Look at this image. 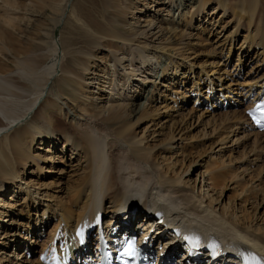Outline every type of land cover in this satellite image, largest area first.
Instances as JSON below:
<instances>
[{
  "label": "bare ground",
  "instance_id": "6f19581e",
  "mask_svg": "<svg viewBox=\"0 0 264 264\" xmlns=\"http://www.w3.org/2000/svg\"><path fill=\"white\" fill-rule=\"evenodd\" d=\"M212 1H216L219 9L223 12V17L230 11L237 16L235 20L237 31L241 28L246 29L245 42L239 49L236 63H241L239 55L242 50L246 49L247 51L248 49L249 54L256 50L255 56H250L249 59L256 61L255 66L260 72V68L264 66V3L262 4L259 0H236L234 2L236 4L233 6L228 0H198V8L202 9ZM88 2L89 6H80L79 13L75 14L77 21L70 28L69 36H73V38L78 35L86 36V38L92 39L90 43L93 45L98 43L97 40L107 46L114 45L115 39L119 36L114 29L110 28L111 26L109 27L110 24L101 23L94 14L96 13L95 8L99 6V0H88ZM13 3L11 5L14 8L10 5L9 0H2L0 9L4 8L10 13L17 14L18 8ZM196 3V0H184V3L180 1L179 8L185 9L187 4L195 5ZM10 18L15 19L14 16ZM10 21L5 20V25L8 28H13V22ZM189 22L186 25L190 24ZM12 36V34L9 35L11 41H13ZM119 39L121 40V38ZM6 47V49L0 50V54L6 56L2 51L10 52L8 55L12 58L17 69L10 71L6 69L7 61H0V208H2L0 209V264H44L41 261V256H45L47 253L49 260L45 264H63L65 260L75 262L76 255L85 252V245L90 242V240L86 241V236L93 230L104 228L111 235L123 228L127 230L123 222L132 223L133 218L140 219V223H143L141 224L143 231L140 234L143 238L149 237L150 243L153 245L159 242L156 249H160V245H163L159 254L178 253V249L171 248L172 243L181 241L185 234H192L210 239L211 242L223 243L225 251L222 261L229 264L241 263L240 255L244 256V254H250L264 262V197L260 194V198H258L261 187L259 186V188L254 184L255 182H252L253 184L245 185L243 189H240L239 182L246 176L250 177V169L246 166L245 168L236 167V170L232 169L233 171L227 169V166H231V164L234 167V158L231 155L235 150L233 147L237 148L241 139V137L237 138L233 144H231L233 141L231 140L229 145L230 134L235 135L238 131L244 130L245 141L253 136L255 137L254 146L263 150L260 148L264 146V134L256 132L249 121L244 119L246 118L245 111L253 105L245 107L244 115L238 111L227 110V113L213 116L215 127L213 132H217L218 128L220 129L223 125L227 132L225 135L223 134L225 137L220 140V147H222L210 157V161L207 162L208 166H205L204 171H201L202 166H199L200 172L196 174V178H193L191 172L199 164L197 159L201 155L200 152L187 154L180 151L184 149V143L187 140L190 141L185 136L186 128L181 127V123L178 127L174 124L173 127H168L164 124L165 122L162 123L161 112L157 110L156 114H150V110L149 113L146 112L147 108L141 110V104L139 110H133L136 113L135 121H130L128 118L127 120L121 119L116 126L110 125L106 121L95 120L93 122V116L85 112V114L77 113L67 103L61 102L62 99L59 95L50 101L46 100V104L44 98L50 92L52 93L54 87L58 56L57 43L53 42L52 53L55 60L49 67H44L41 64L42 61H39L34 53L13 45ZM132 53L137 58H141V60L139 59L140 63L151 64L150 59H144L142 49ZM189 58L190 56L182 60V64H179L177 68L169 69L172 71V77L179 78L181 76L178 75L181 66L186 67L188 74L191 72L193 74L195 63H189ZM165 70L167 69L165 68ZM201 71L203 72V70ZM167 76L169 77V72H166L164 78ZM190 76L193 77V75ZM238 76H240L239 73ZM261 77L263 79L258 84L249 88L247 94L244 95V100H249L250 94L255 92V87L260 89L253 97H258L262 93L264 74ZM182 78L187 80L188 76ZM207 80L210 81L211 94L206 96V100L213 101L211 102L213 108L216 103L221 101L223 103L225 98L236 101V103L239 101L235 98L238 91L231 92V88H227L221 83V85L215 83L208 76ZM214 86L218 87L216 91ZM225 91L226 94H224ZM197 92L200 95V92ZM186 98L187 95L184 94V102ZM57 106L59 108L61 106L66 118L71 120V125L64 123L63 118L55 114L52 118L53 123L47 121L45 113L48 108ZM118 107L113 110L116 116L119 112L124 111ZM137 111L139 112L137 113ZM183 115V121L190 117V121L184 125L193 124V114ZM90 120L92 124L86 125L85 122H90ZM148 120L150 123L144 128L143 126L147 124ZM211 120L208 123H211ZM240 120L242 121L241 128L237 124ZM83 122L87 127L86 131L83 129ZM225 127L223 126L224 130ZM151 128L154 129L151 131ZM208 132L204 134L206 137L212 135ZM63 142L65 149L71 148L78 155L86 154L88 168L86 174L77 179L74 184V191L77 194L69 203L71 210L67 211L69 209L60 207L63 233L55 238L52 237L53 232L46 236L42 229V232H36L35 225L32 227L33 220L28 225H26L27 223L23 224L20 221L23 219L21 213L26 209L28 216H31L29 206L18 207L21 206L19 202L23 200L22 204H27L30 201L37 208L40 204V197L43 195L32 186L29 187L24 181L27 174H36L35 171L28 173L29 162L36 165L38 172L44 170L40 164L41 161L50 164L59 162L62 158L59 153H65V149L59 150V145ZM176 142H180L178 146H175ZM33 146H38V151L45 150L47 154L41 157L40 154L33 153ZM189 146L191 145L189 144ZM172 148L177 151L172 152ZM190 149L192 150V148ZM191 150L188 151L191 152ZM256 150L254 149V152ZM169 152L172 153L168 155ZM252 152L253 149L248 154ZM226 154H229L227 160L225 159ZM246 156L247 154L244 153L235 161L239 159L243 161ZM238 164H240L239 161ZM209 167L211 168L209 169ZM228 183L233 184V190L239 194L237 202L230 201V199L225 202V198L222 197ZM24 185L27 186L24 187ZM85 192H87L86 197H81ZM8 195H11L10 202H14V204L5 200ZM43 199L42 197L41 200ZM45 206L46 209L51 208L48 205ZM74 207H80L76 217ZM152 211L154 212L153 216L146 220ZM158 213L161 216H157ZM163 213L165 215H162ZM45 214L46 210L44 216ZM103 218L106 219L103 221ZM161 218L163 221L167 218L166 223L168 224L164 223L153 232L151 228L154 222ZM42 222L45 225L48 223L40 220V223ZM55 239L60 242L59 246L55 247ZM21 241L24 242L21 243ZM50 241L53 242L51 250L45 251V253L40 252L39 260L28 261V252L34 254L35 248H45ZM13 248L14 250L9 252ZM7 249L10 250L7 251ZM237 253L238 258L235 256Z\"/></svg>",
  "mask_w": 264,
  "mask_h": 264
},
{
  "label": "rangeland",
  "instance_id": "374dc122",
  "mask_svg": "<svg viewBox=\"0 0 264 264\" xmlns=\"http://www.w3.org/2000/svg\"><path fill=\"white\" fill-rule=\"evenodd\" d=\"M180 1L184 3V0H99V6L95 8L96 13L94 14H96L101 23L110 24L109 27L111 26L110 28L114 29L119 38H121V40L119 38L115 39L114 45L107 46L100 43L101 41L99 40H97V44L93 45L90 43L92 39L86 38V36L78 35L74 38L69 36L70 28L77 21L75 14L79 13L80 6L90 5L88 0H9L10 5L15 2L13 5L18 8V13L14 14L11 12V14L7 9H0V50L6 49L8 45L23 48L27 52L37 55V59L42 61L41 64L44 67H49L55 60L52 53L53 42L57 43L58 56L54 87L52 93L50 92L44 98L46 104V100L50 101L53 97L57 98L59 95L62 99L61 102L67 103L77 113L82 114L85 112L93 116V122L95 120L106 121L113 126L118 125L121 119L127 120L128 118L130 121H135L136 113L133 110L140 108L141 104V110L142 108L143 110L147 108L146 112L150 110V114H156L157 110L161 112L162 123L165 122L164 124L168 127H173L174 125L178 127L181 123L182 125L180 126L186 128L185 136L190 141L187 140L188 142L184 143V149L180 151L187 154L200 152L201 155L197 159L199 164L191 172V177L196 178V174L200 172L198 167L202 166L201 171H204L203 169L208 166L207 162L210 161V157L222 147H220V140L225 137L224 135L227 132L225 125H223L225 130L223 126L220 127L225 132L223 130L222 132L219 128L217 132H213L215 128L213 116H220L223 113H227V110L238 111L241 115H244L243 110L245 109L243 106L248 103L251 97L258 93L256 91L260 88L255 87V92L250 94L249 100H244V95L247 94L251 86L258 84L263 79L261 76L264 74V66L260 68V72L257 70L256 61L249 59L250 56H255L256 50L254 52L251 50L253 53L249 54L248 49L247 51L246 49L241 51L239 55L241 63H236L239 49L245 42L246 29L241 28V30L237 31L235 28L237 16L232 11L223 17V12L219 9L216 1L210 2L202 9L198 8V0H196L197 3L195 5L187 4L185 9L179 8ZM262 1L259 0L263 4L264 2ZM1 2L2 0H0ZM228 2L233 6L236 4L234 3L236 0H228ZM11 16H14L15 19H11ZM7 17H9V21L13 22V28H8L5 25L4 21H8ZM187 22L190 24L186 25ZM11 34L13 35V41L9 39ZM139 49L144 51V59H150L151 64H143L142 62L141 64V58H137L132 53ZM2 52L6 56L0 54V61H7L6 69L10 71L17 69L12 58L8 55L10 52ZM131 53L133 56H131ZM35 55L34 57L36 58ZM187 56H190L188 59L189 63H195L193 74L192 72L188 74L186 67L181 66L178 74L181 76L179 78L172 77V71L170 70L182 64V60L188 58ZM166 72H169V77L164 78ZM238 73L240 76H238ZM182 75L188 76V79H183ZM190 75H193V77ZM207 76L215 83H221L225 87L231 88V92L238 91L239 93L235 94V97L239 100L237 103L228 98H225L223 103L222 101L219 102L222 110H224L222 108L223 105L227 103H231L232 107L234 104H238L239 107H236V109H230L229 107L227 110L220 111L219 103H216L214 109L217 110L214 111L205 106L204 100H206V97L200 99L204 104L201 105V101L197 99L198 92H195V90L202 91L203 96H206L210 83L207 80ZM195 84L198 85L196 86ZM215 88L217 89L218 87L215 86ZM226 93L225 91L224 94ZM184 94L187 95L185 102L183 99ZM116 107L124 109L125 112H119L117 116L114 115L113 110ZM188 113L194 116L193 124L184 125V123L190 121V117L183 121V114L186 115ZM54 114L63 118L64 123L67 125H71V120L66 118L61 106L60 108L59 106L48 108L45 113V118L48 122L53 123ZM218 116L217 119L219 118ZM209 120H211V123H208ZM85 123L86 125L92 124L91 120ZM85 123L83 122V129L86 131ZM148 123H150V120L143 127L145 128ZM237 124L240 127L242 121H238ZM152 129L154 128H151V131ZM205 132L206 134L207 132L210 135L212 134L211 136L213 137H206L204 135ZM243 132L245 133L244 130H240L235 135H229V145L231 140H233L231 143L233 144L237 138L241 137V139L236 146L237 148L233 147L235 150H233V156L231 155V157L234 158V167L231 164V166H227V169L233 171L236 170V167L245 168L246 166L249 168V176H252V178L250 179V177L246 176L245 179L239 182V188L243 189L245 185H251L255 182V185L261 187L260 193L258 192L259 195L257 194L258 198H260V194L264 197V146L260 148L263 150H259L257 146H254L255 137L253 136L245 141ZM179 143L176 142L175 146H178ZM59 146V150L65 149L64 142ZM190 148H192L193 152ZM37 149L38 146H33V153L40 154L41 157L47 154L45 150L38 151ZM66 149L64 154L59 153L62 157L59 162L50 164L46 163V161H41L40 164L44 168L41 172H38L36 165L31 162H29L27 168L28 173L35 171L36 174H27L24 181L27 182L29 187L32 186L33 189L35 188L37 192L46 197L43 195L40 197V204H38L37 208L30 201L27 204H22L23 200L20 201L21 206L18 208H24L28 205L31 216H28L27 210L24 209V212L21 213L23 219L20 220L19 218V220L23 224L27 223L26 225L33 220L32 227L35 225V231L39 233L44 230V236L52 232L54 234L52 233L53 236L52 234L51 236L55 238L62 235L63 225L61 224L62 213L60 207L69 209L67 211L71 210L69 203L74 195L77 194L74 191V184L77 179L87 172L88 162L86 161V154L81 153L78 155L71 148ZM252 149L253 152L248 154ZM254 149L258 150L254 152ZM188 150H191V152ZM173 151L177 150L172 148ZM172 152H169L168 155ZM244 153L247 156L245 159L243 158V161L241 159L235 161L236 158H239ZM257 154L259 155L258 157L256 156ZM228 156L229 154H226V160ZM238 161L240 164H238ZM229 171L227 170V172ZM27 185H24V187ZM232 186L234 187L233 184L230 185L228 183L224 188L222 197L225 198V202H228V199L234 202L238 201L239 194L233 190ZM86 195L87 192L83 193L81 197H86ZM10 196L5 197V200L10 202ZM42 197L44 198L43 200H41ZM10 203L14 204V202ZM45 205L51 208L46 209ZM45 210L46 214L44 216ZM73 210L76 217L80 207H74ZM105 219L103 218V221ZM40 220L48 223L45 225L43 222L40 223ZM54 241L55 247L58 243L60 245L58 240L55 239ZM52 245L53 242L50 241L46 246L47 248L42 247L44 250L41 247L35 248L33 255L36 257H27L28 261L39 260L40 252L43 251L45 253V251L51 250ZM13 250L14 248L9 252Z\"/></svg>",
  "mask_w": 264,
  "mask_h": 264
},
{
  "label": "snow or ice",
  "instance_id": "6c2138e0",
  "mask_svg": "<svg viewBox=\"0 0 264 264\" xmlns=\"http://www.w3.org/2000/svg\"><path fill=\"white\" fill-rule=\"evenodd\" d=\"M127 254H129V255L132 254V249H131V248H129V249L127 250Z\"/></svg>",
  "mask_w": 264,
  "mask_h": 264
}]
</instances>
